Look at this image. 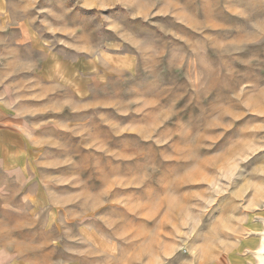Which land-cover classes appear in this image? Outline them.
Masks as SVG:
<instances>
[{
	"label": "rangeland",
	"instance_id": "obj_1",
	"mask_svg": "<svg viewBox=\"0 0 264 264\" xmlns=\"http://www.w3.org/2000/svg\"><path fill=\"white\" fill-rule=\"evenodd\" d=\"M5 10L0 100L30 162L24 175L0 172L5 250L92 262L75 234L86 224L119 248L120 261L101 264H259L264 0H6ZM47 56L45 76L66 64L75 92L40 81Z\"/></svg>",
	"mask_w": 264,
	"mask_h": 264
},
{
	"label": "crops",
	"instance_id": "obj_2",
	"mask_svg": "<svg viewBox=\"0 0 264 264\" xmlns=\"http://www.w3.org/2000/svg\"><path fill=\"white\" fill-rule=\"evenodd\" d=\"M63 59V58H62ZM62 61V60H61ZM48 64V56L43 66L39 65L41 69V82L45 85L52 84L62 92H75L79 86L78 84H71V80H62V74L65 71L66 64L58 67L51 76L47 77L44 74L45 67ZM75 70V68H74ZM78 71V70H77ZM81 71V69L79 70ZM58 75L55 83L51 82V78L54 75ZM76 75H74V78ZM80 88V87H79ZM15 113L11 111L8 105L0 100V172L6 173H17L24 175L28 171L29 162V151L26 146H29L28 140L21 130L16 126ZM77 241L88 247V250L93 255L94 261L86 263L85 256H78L77 258H69L62 260L56 264H101L102 260L114 261L119 259L121 256L118 254V246L109 240L107 237L98 230L90 225L84 224L83 226L77 227L76 231ZM94 234L97 239L92 240L90 236ZM103 243V244H102ZM114 245V252L112 247ZM100 259V260H99ZM0 264H48L47 262H34L27 257H23L17 254H11L5 250L4 245L0 243ZM54 264V263H49Z\"/></svg>",
	"mask_w": 264,
	"mask_h": 264
},
{
	"label": "bare ground",
	"instance_id": "obj_3",
	"mask_svg": "<svg viewBox=\"0 0 264 264\" xmlns=\"http://www.w3.org/2000/svg\"><path fill=\"white\" fill-rule=\"evenodd\" d=\"M6 7V0H0V12L2 15L6 16V10L2 12V9ZM261 234V246L258 250H256V256L259 260V264H264V258L261 255L264 252V230L260 233Z\"/></svg>",
	"mask_w": 264,
	"mask_h": 264
},
{
	"label": "water",
	"instance_id": "obj_4",
	"mask_svg": "<svg viewBox=\"0 0 264 264\" xmlns=\"http://www.w3.org/2000/svg\"><path fill=\"white\" fill-rule=\"evenodd\" d=\"M262 256H263V258H264V252L261 254Z\"/></svg>",
	"mask_w": 264,
	"mask_h": 264
}]
</instances>
